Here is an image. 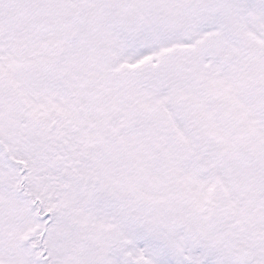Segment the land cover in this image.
Returning a JSON list of instances; mask_svg holds the SVG:
<instances>
[{
	"label": "snow or ice",
	"instance_id": "6c2138e0",
	"mask_svg": "<svg viewBox=\"0 0 264 264\" xmlns=\"http://www.w3.org/2000/svg\"><path fill=\"white\" fill-rule=\"evenodd\" d=\"M0 264H264V0H0Z\"/></svg>",
	"mask_w": 264,
	"mask_h": 264
}]
</instances>
